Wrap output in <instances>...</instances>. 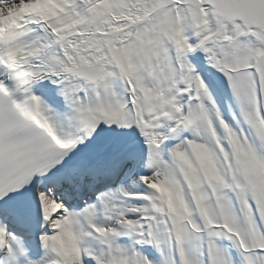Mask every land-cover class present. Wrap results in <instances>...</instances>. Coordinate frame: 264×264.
I'll return each mask as SVG.
<instances>
[{
  "label": "snow or ice",
  "instance_id": "6c2138e0",
  "mask_svg": "<svg viewBox=\"0 0 264 264\" xmlns=\"http://www.w3.org/2000/svg\"><path fill=\"white\" fill-rule=\"evenodd\" d=\"M0 264H264V0H0Z\"/></svg>",
  "mask_w": 264,
  "mask_h": 264
}]
</instances>
